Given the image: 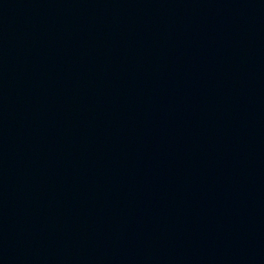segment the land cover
I'll return each mask as SVG.
<instances>
[{
    "label": "water",
    "instance_id": "1",
    "mask_svg": "<svg viewBox=\"0 0 264 264\" xmlns=\"http://www.w3.org/2000/svg\"><path fill=\"white\" fill-rule=\"evenodd\" d=\"M0 264H264V0H0Z\"/></svg>",
    "mask_w": 264,
    "mask_h": 264
}]
</instances>
